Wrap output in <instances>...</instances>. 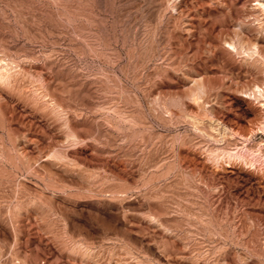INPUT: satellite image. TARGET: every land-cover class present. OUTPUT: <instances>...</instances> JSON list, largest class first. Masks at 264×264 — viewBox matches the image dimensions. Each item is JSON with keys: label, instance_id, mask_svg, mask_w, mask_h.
Listing matches in <instances>:
<instances>
[{"label": "rangeland", "instance_id": "374dc122", "mask_svg": "<svg viewBox=\"0 0 264 264\" xmlns=\"http://www.w3.org/2000/svg\"><path fill=\"white\" fill-rule=\"evenodd\" d=\"M259 1L0 0V264H264Z\"/></svg>", "mask_w": 264, "mask_h": 264}, {"label": "bare ground", "instance_id": "6f19581e", "mask_svg": "<svg viewBox=\"0 0 264 264\" xmlns=\"http://www.w3.org/2000/svg\"><path fill=\"white\" fill-rule=\"evenodd\" d=\"M257 4H259V6L263 9V12H264V2H262V1H259ZM230 45H232V44H230ZM256 47V46H255ZM257 48H258V45H257ZM256 48V49H257ZM258 50V49H257ZM260 50V49H259ZM256 88V87H255ZM257 91H259V93H260V95L259 96H261V98H262V100H263V102L260 104V106H262L263 108H264V89L263 88H261L260 86H257V89H256ZM258 93V92H257ZM260 124V126L258 127V126H256V127H258L259 128V130H263L264 131V120H262L261 121V123H259ZM225 130V129H224ZM238 130V129H237ZM236 130V131H237ZM251 129H249V131H250ZM227 131V130H226ZM254 132V131H253ZM229 133V132H228ZM231 133V132H230ZM234 133V132H233ZM232 133V134H233ZM249 133H251V132H249ZM224 134V133H223ZM235 134V133H234ZM252 134V133H251ZM242 135V134H241ZM241 137V136H240ZM244 138V137H243ZM248 139V138H247ZM246 141V140H245ZM261 145H264V142L261 144ZM260 146V145H259ZM264 147V146H263ZM231 153V152H230ZM233 154V153H232ZM188 155V154H187ZM198 156V155H197ZM231 156V155H230ZM193 157H194V155H193ZM241 158V157H240ZM198 160V159H197ZM206 160V159H205ZM205 160H203V159H201V161L205 164ZM200 161V160H199ZM246 162V161H245ZM231 165H228V167H230ZM231 171V170H230Z\"/></svg>", "mask_w": 264, "mask_h": 264}]
</instances>
